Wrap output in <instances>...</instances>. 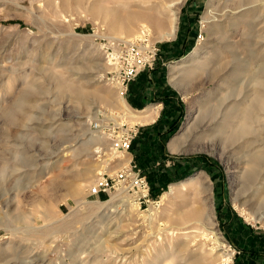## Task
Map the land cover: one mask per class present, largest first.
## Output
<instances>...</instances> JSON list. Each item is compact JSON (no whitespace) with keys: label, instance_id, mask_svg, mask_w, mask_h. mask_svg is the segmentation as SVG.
I'll list each match as a JSON object with an SVG mask.
<instances>
[{"label":"rangeland","instance_id":"1","mask_svg":"<svg viewBox=\"0 0 264 264\" xmlns=\"http://www.w3.org/2000/svg\"><path fill=\"white\" fill-rule=\"evenodd\" d=\"M260 2L0 0V111L24 99L23 112L11 118L0 112V264H39V260L41 264H83L82 259L87 264L94 256L101 264H156L159 260L225 264L227 256V263L240 264V252L251 241L264 240V157L255 176L247 180L248 156L255 149L245 139L250 141L253 135L229 144L220 142L217 129L207 130L196 137L192 134L181 149H170V142L189 122L201 126L215 115L220 120L227 106L221 99L241 93L213 81L212 65L224 55L219 60L211 56L214 48L226 42L220 38L222 32L232 34L229 37L237 44L253 36L250 47L238 44L241 59L237 63L264 66V7L255 13L247 8L242 19L255 23V29L246 36L240 35L242 21L235 32L236 27L221 14L239 3L259 7ZM209 7L220 15L206 22ZM171 9L177 17L175 35L160 40L156 23L169 21ZM145 36L158 46L156 60L131 83L138 75L143 79L157 71L155 77L176 97V102L162 104L153 123L133 122L128 115L144 111L132 110L127 97L105 78L110 69L107 42L114 41L112 37ZM209 58L213 61L199 72L187 74L183 68L172 72L182 63L196 70ZM241 76L247 77L248 85L249 75L241 73L234 78L236 84ZM58 81L68 87L64 94ZM94 122L136 127L130 151L115 153L103 130L93 128ZM93 134V142L85 143ZM259 146L264 154V140ZM130 154L149 182V202L140 204L119 192L121 188L110 195H88L97 178L121 169ZM118 158L127 160L119 163ZM59 182L77 186L78 194L69 193L63 185L54 187ZM202 184L208 189L203 191ZM41 200L50 208L47 221ZM20 212L33 217L38 227L53 226L24 238L22 226L27 221L16 217ZM259 213L262 220L255 219ZM151 214L153 221L148 220ZM107 240L114 252L105 247ZM216 240L225 246L219 249Z\"/></svg>","mask_w":264,"mask_h":264},{"label":"bare ground","instance_id":"2","mask_svg":"<svg viewBox=\"0 0 264 264\" xmlns=\"http://www.w3.org/2000/svg\"><path fill=\"white\" fill-rule=\"evenodd\" d=\"M249 2L250 3L251 2H255L256 3V2H258V0H249ZM255 3H253V4H255ZM260 3H262V2H260ZM246 5L239 3L238 5L233 7V9H231V10L228 9L229 11L228 10L221 11L222 12L221 14L225 15L226 18L228 19L227 20L228 21V25L236 27L237 30L235 32H238V30H239L236 25H238V23L240 21L243 22V25H244L243 29L244 30L241 32V34H240L241 36L249 35V34L253 33L254 29H255V27H253V25L255 23H253L252 21H250L248 19H242V17L244 15H246V13H247V8H252V13H255L257 10H259L260 7L261 8L264 7V0H263V3L259 7H257V6L253 7L252 5H251L252 7H248V5L247 6ZM56 6H57V4H56ZM115 11H117V10L115 9ZM171 12H172V14L170 16L169 21L167 20L168 22L166 21V23L164 24L161 20H159L158 23H156V33L158 34V38L160 40H163V39H167L168 40L169 38H172L175 35L176 19H177L176 11L171 9ZM117 13H119V12H117ZM107 14L109 15V13H107ZM217 15H220V14H217L212 8L209 7V9L207 10L206 14L204 15V20L206 22H209V21H211L212 18H215ZM111 16H112V14H111ZM111 20H112V18H111ZM128 27H129L128 30L131 29V27L129 25H128ZM111 28H112V26H111ZM121 29H123V28H120V30ZM115 30H119V29H115ZM225 34L226 33L222 32L221 36H220L221 39H224L226 41L225 44H219L217 46V48H214V52H213V54L211 56L212 58L213 57H217L218 60H219V59H221V56L224 55L223 59L220 60L218 63H216V61H218V60L215 61L216 58L214 59V64L216 63L217 65L216 64H215L216 66L212 65L213 66L212 67L213 68L212 69L213 70V76H214L213 77V81L216 84H218V83H220L222 81V83H225V84H227L229 86V89L231 88V91H233V92L234 91H236V92L240 91L241 93H239L238 95L234 96L235 98L232 97V95L234 94L233 93L231 95H226L225 97H223L221 99V102L223 104L227 103L226 104L227 106L225 107L226 111H225V113L223 114V116H222V118L220 120H217V115H215L210 121H207V123H204L201 126L195 124V121H193L191 123L189 122L187 124V126L184 128L185 130H183V132L180 135L175 137L170 142V149L173 150V151H176L178 148L181 149L180 147L186 143L187 139L192 134H194V136L196 137L198 135L204 134L207 130H210L213 133L217 129L216 132H218L221 135L220 142L229 143V144L230 143L231 144L236 143L238 141V139H240V138H242L244 136L247 137L248 134L253 135L252 140L250 139V141H248V140L245 139V144L248 147H253L255 149V151L252 150L253 152H251V154L248 156L249 158L247 160V164H248L247 180L250 181L252 179V176L253 175L255 176V174L257 173V167L262 162V159L264 157L263 150H261V148L259 146V143L264 140V137L262 135L263 134L262 131L264 129V118H263V116H264L263 115L264 114V66H263V64H255L254 66L249 68V65L245 66V65H242L240 63L239 64L237 63V62L240 61L239 59H241V58H238V54H239V52L237 53V50L239 49L238 46L240 45V47H243V48L250 47L253 44L251 42L252 40H254L253 38H251L253 36H251V37H250V35L247 36V37L251 38L252 40H249V38H244L243 37L244 38L243 41L239 42L238 43L239 45H238L237 41H232L230 39L229 36H231L232 34L229 35V36L227 34H226L227 35L226 36ZM257 35H259V34H257ZM255 37H256V35H255ZM112 38L115 39V40L118 39V38H114V37H112ZM123 40H126V39H123ZM127 40H129V39H127ZM259 41H260V39H259ZM253 51H254V48H253ZM229 57H230V59H227ZM237 58H238V60L236 62H234L233 60H235ZM254 58L257 61V59H258L257 56H254ZM187 61H186V63H187ZM209 61H211L210 58L207 59L206 62L202 63L200 66H196L197 67L196 70L192 69V68H184L185 67V63L184 64L182 63V64H180L178 66H174L172 68V72L176 71V69H182V68H183V71H185L187 74H192V73H195V72H199L203 68V66L208 64ZM243 61H246V60H243ZM235 63H237V64H235ZM234 64H235V66H234ZM228 67H229V69L226 70ZM239 73L244 74L245 76L249 75L248 77H250V82H249L250 85L246 84L245 80H247L246 79L247 77H242V76L240 77L241 83H238V85L236 84V82L234 81V78ZM58 84H59V88H60L61 94H64L66 92L65 90L66 89L68 90V87L67 86L65 87V85H62L60 82ZM243 89H245V90L248 89V90L244 93L242 91ZM34 90L35 89L33 87H31L30 91L29 90L28 91L33 93ZM73 92L76 93L79 96L80 101H82L84 99L81 96V94L77 93L76 90H74ZM242 93H244V94H242ZM241 95H242V97H241ZM232 100H235V103L230 104V102H232ZM23 101H24V99H22L21 101L16 103V105L14 107H11V108L6 109V110L2 109L0 112L4 113V115L7 118H11L12 116L23 112L22 111V109H23V103L22 102ZM122 103L125 104V101L122 100ZM159 108H160V106H156V107L147 109L146 111L142 112L141 114H135V113L133 114L132 113V114H130L128 116L130 117V119L133 122L146 123V122L154 120L155 116L159 112ZM213 122L215 123V125L211 126V124ZM195 132H197V133H195ZM95 136L96 135H94V134L91 135L88 139H86L85 143L93 142ZM97 148H99V147H97ZM118 159L120 160L119 163H123V162H125L127 160L125 158L124 159L123 158H118ZM196 179H198V178L195 177L194 181H196ZM66 183H61V182L54 183V187H58V186L63 185L66 188H69V189H67L69 193H75L76 192L78 194L77 186H72V185L66 184ZM198 183L201 185L202 182H200V180H199ZM95 184L93 186H95ZM93 186L90 187V189L88 191V195H90L91 188ZM73 187H76V188H73ZM201 187H202L203 191L208 189V186H206L204 184H202ZM119 192H123V189L119 190ZM260 195H262V194H260ZM261 197H259L258 199L260 200ZM44 200H41V202L40 201H38V202L41 203V205L45 208L44 215L42 213L41 214L43 215L44 220L47 221L50 218V216H51V212H50V208L49 207L44 206V204H43ZM46 202H49V201L46 200ZM258 204H259V202H258ZM50 205H51V203H50ZM37 209H38V204L35 205L34 210L36 211ZM38 211H40V210H38ZM195 211H197V210H195ZM102 212H103V214L105 216L108 214V212H106V211H102ZM196 214L194 213V215H196ZM259 214H260V216H258L255 219L262 220L263 219V213H259ZM42 215H40V216H42ZM109 216H111V215L109 214ZM16 217L19 218V220L23 219V220L27 221V224L22 226V227H24V231H25V234H24L25 237L24 238H26L31 232L33 233L34 231L40 230V228H48V229H50V227L53 226L50 223V224H47V225H43L42 227H38V225H34L33 224V222H34L33 219H32L33 217L30 218L23 212L18 213L16 215ZM153 219H155V218L151 214L148 217V220L149 221L150 220L153 221ZM209 222L212 223V225H214V222H212V221H209ZM37 233H44V232L43 231H39ZM212 233L216 234V232H214V231H212ZM215 239H217V237ZM216 242L218 244V248L219 249H222L225 246L223 243H221L218 240H216ZM109 244L110 243L107 240L106 243H105L106 246L105 245L104 246L106 248H109L110 250H112V252H114L115 249L112 246H110L111 244L110 245ZM88 260H89V263H87V264H101V262L98 259V257H95V256L89 258ZM227 260H228V262L230 261V256H227V257L224 258L225 264H229V263L226 262ZM82 261H83V264H86V261L84 262V259H82ZM38 262H39V264H41L40 260ZM32 263L33 262L28 261L27 264H32ZM149 264H155V263L153 261H149ZM156 264H164V262L159 260V261H157Z\"/></svg>","mask_w":264,"mask_h":264},{"label":"built area","instance_id":"3","mask_svg":"<svg viewBox=\"0 0 264 264\" xmlns=\"http://www.w3.org/2000/svg\"><path fill=\"white\" fill-rule=\"evenodd\" d=\"M105 49L110 68L105 78L116 87L121 96L126 95L129 84L140 70L152 66L158 53L156 43L150 42L146 36L134 40H111L107 42ZM93 128L103 130L109 137L110 147L115 153L130 151L132 139L137 134L136 127L126 124L94 122ZM118 188H122L123 193L140 204L150 200L149 182L132 159L112 175L102 174L97 178L90 196L110 195Z\"/></svg>","mask_w":264,"mask_h":264},{"label":"crops","instance_id":"4","mask_svg":"<svg viewBox=\"0 0 264 264\" xmlns=\"http://www.w3.org/2000/svg\"><path fill=\"white\" fill-rule=\"evenodd\" d=\"M156 72L154 75H147V77H144L143 79L138 77V75L136 79L129 84L128 91L125 95L127 97L126 103L135 112L140 113L156 106H160L159 109L161 110L163 103L176 102V97L171 95L172 93H170V89L168 87H164L163 84L158 81V77H155ZM158 117L159 114H157L154 120L150 123L155 122ZM130 158H133L131 154ZM247 252L248 251L245 249L243 252H240L238 256L240 264H264V257L256 256L253 253Z\"/></svg>","mask_w":264,"mask_h":264},{"label":"trees","instance_id":"5","mask_svg":"<svg viewBox=\"0 0 264 264\" xmlns=\"http://www.w3.org/2000/svg\"><path fill=\"white\" fill-rule=\"evenodd\" d=\"M166 180H167V178H166ZM164 181L165 180L163 179V183H165ZM252 239H253V237L251 238V240ZM250 243H251V245L248 246L249 248L245 249L248 251L247 253H253L256 256L264 257V240L259 239L256 242L251 241Z\"/></svg>","mask_w":264,"mask_h":264}]
</instances>
